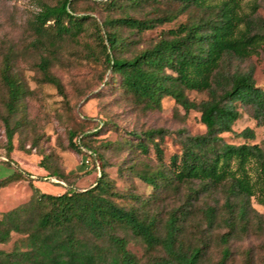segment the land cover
<instances>
[{"label":"trees","instance_id":"trees-1","mask_svg":"<svg viewBox=\"0 0 264 264\" xmlns=\"http://www.w3.org/2000/svg\"><path fill=\"white\" fill-rule=\"evenodd\" d=\"M116 1L108 3L115 5ZM128 1L139 6L155 0ZM176 1L180 9L173 13L149 19L124 15L103 21V26L127 27L141 33L170 22L188 9L198 11L186 22L162 32L150 47L131 57L111 53L123 40L117 32L105 31L99 34V39L107 69L121 77L122 85L136 101L146 109H157L164 97H170L184 111L197 110L205 126L204 133L183 137L180 153L170 157L168 173L158 169L140 170L137 176L154 191L173 183L196 182L199 187L190 189L184 204L172 209L162 222L156 212L149 210L151 200L116 191L99 156L84 142L85 134L69 131L68 142L73 150L84 156L90 151V168L98 172L94 184L84 190L69 188L58 195L38 192L35 188L28 202L3 212L0 244L6 243L12 232L26 238L24 249L15 247L10 252L0 249V264H137L127 249L129 238L142 241L148 250L161 249L163 255L148 264H202L203 248L186 245L183 240L191 200L212 187H223L226 215L222 221L229 233L236 228V218H247L250 198L264 206V151L258 144H231L221 136L232 131L240 117L236 102L249 108L256 125H264V90L254 84L252 70L222 72L229 58L245 60L263 47L264 19L257 15L260 0ZM71 5L72 0L40 4L33 17L34 32L42 36L49 27L53 30L50 36L53 40L64 35L77 36L89 16L74 15ZM48 66V59L42 58L39 67L45 74ZM46 79L57 84L48 75ZM0 80L7 94L3 121L10 148L14 131L9 119L17 112L25 93L24 85L12 71L10 54L3 57ZM188 91L207 92L208 97L195 102L188 98ZM160 132L150 129L144 132V137L151 140ZM237 135L254 138L253 130L248 127ZM138 146L147 152L145 143ZM155 151L160 157L161 150L156 144ZM251 162L255 177L248 172L247 165ZM14 179L18 177L1 180L0 188ZM125 197L135 202L123 205L115 200ZM203 215L208 226L215 223L213 207H206ZM227 240L222 234V244ZM228 257L229 250L224 247L218 264H225Z\"/></svg>","mask_w":264,"mask_h":264},{"label":"rangeland","instance_id":"rangeland-1","mask_svg":"<svg viewBox=\"0 0 264 264\" xmlns=\"http://www.w3.org/2000/svg\"><path fill=\"white\" fill-rule=\"evenodd\" d=\"M58 0H0V69L6 54L11 55L12 71L25 88L17 112L10 117L13 128L11 147L7 143L4 102L7 94L0 80V181L18 177L0 188V218L18 205L28 202L35 188L38 192L58 195L69 188L84 190L92 186L98 172L84 163L85 156L69 146L68 133L85 134L84 142L99 156L107 177L116 191L151 200L149 210L157 213L163 222L167 214L184 204L190 189L198 188L196 182L155 190L137 176L140 170H164L168 173L170 157L179 154L181 141L187 135L205 132L197 110L184 111L170 97H164L157 109H146L121 83V77L111 74L104 61L99 34L117 32L123 39L111 52L119 57H131L150 47L162 32L186 22L197 15L194 8L180 13L170 22L141 33L127 27L103 26L107 18L129 15L149 19L164 13L176 12V0H155L139 6L128 0H72L74 15L89 16L77 36L64 35L50 39L52 29L47 27L42 36L33 29V17L40 4H55ZM257 15L264 19V0H260ZM50 23V22H47ZM99 28V29H98ZM42 58L49 61L47 73L39 67ZM223 73L251 69L254 84L264 90V45L258 53L245 60L229 58ZM47 75L57 84L50 83ZM189 99L199 102L208 97L207 92L188 91ZM240 117L232 131L222 133L231 144L243 142L258 144L264 151V125H256L248 107L236 102ZM251 128L254 138L237 135L244 128ZM160 130L153 139H145L147 130ZM145 143L147 152L140 150ZM155 144L161 150L158 157ZM235 167L234 164H232ZM249 174L255 177L251 162ZM156 196L155 199L152 197ZM223 187L210 188L191 200L188 220L185 223L186 245L202 247V264H218L222 249L227 247L229 257L225 264H262L264 258V206L250 198L247 218H236V228H229L222 221L226 215ZM118 204L135 202L130 197L116 198ZM213 207L216 221L206 224L203 211ZM228 237L222 244L221 235ZM24 234L12 232L9 240L0 244L5 252L15 247L24 249ZM127 249L137 264H148L163 255L159 247L148 250L145 244L128 239Z\"/></svg>","mask_w":264,"mask_h":264},{"label":"built area","instance_id":"built-area-1","mask_svg":"<svg viewBox=\"0 0 264 264\" xmlns=\"http://www.w3.org/2000/svg\"><path fill=\"white\" fill-rule=\"evenodd\" d=\"M89 153H90V151H88V154H89ZM88 154L85 155V161H84V163H85L86 165L89 164V165L91 166V163H90V157H89ZM95 167H96L97 170H99V166H98V164H96Z\"/></svg>","mask_w":264,"mask_h":264}]
</instances>
